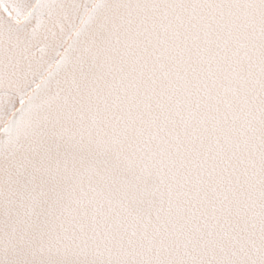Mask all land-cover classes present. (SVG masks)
<instances>
[{"label": "snow or ice", "instance_id": "obj_1", "mask_svg": "<svg viewBox=\"0 0 264 264\" xmlns=\"http://www.w3.org/2000/svg\"><path fill=\"white\" fill-rule=\"evenodd\" d=\"M0 264H264V0H0Z\"/></svg>", "mask_w": 264, "mask_h": 264}]
</instances>
